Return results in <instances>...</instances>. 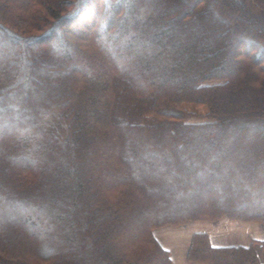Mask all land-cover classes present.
I'll list each match as a JSON object with an SVG mask.
<instances>
[{"label":"trees","instance_id":"trees-1","mask_svg":"<svg viewBox=\"0 0 264 264\" xmlns=\"http://www.w3.org/2000/svg\"><path fill=\"white\" fill-rule=\"evenodd\" d=\"M220 220L264 227V0H0V264H172L157 229Z\"/></svg>","mask_w":264,"mask_h":264},{"label":"rangeland","instance_id":"rangeland-1","mask_svg":"<svg viewBox=\"0 0 264 264\" xmlns=\"http://www.w3.org/2000/svg\"><path fill=\"white\" fill-rule=\"evenodd\" d=\"M43 66L48 67L46 63H43ZM187 108L193 112L195 111L198 114L202 113V110H200L193 104H188ZM106 121L107 119H103L99 123V124H102L99 127H103L107 131H109V127L104 126L106 125L105 123ZM100 149H101V152L103 149L106 150V145L101 146ZM113 158H114V155L113 157L109 156L108 158H105L103 160L104 161L103 166H106L107 164L113 162ZM102 162H100V164ZM199 224L201 225V223ZM203 224L205 225V228H199V229L201 230L204 229V231H206L209 234L210 242L213 246H220V247L221 246H224V247L225 246H236V245L246 246L254 239L256 240V239L264 238V227L260 225H256L254 223L252 225H241V224H244V222H238V221L229 222V221H224V220H222L221 222L220 220L214 223L203 222ZM195 229H196V225L194 222V223H189L185 226H181L177 228L165 227V228L157 229L155 231V235L157 239L170 251V254H172V257L174 259V263L182 264L183 263V260H182L183 250L181 249L187 247L188 239L190 238L192 231ZM243 232L247 235V237L244 236ZM115 235L113 236V241L117 245H119L118 235L117 236ZM184 258H185V255H184Z\"/></svg>","mask_w":264,"mask_h":264},{"label":"crops","instance_id":"crops-1","mask_svg":"<svg viewBox=\"0 0 264 264\" xmlns=\"http://www.w3.org/2000/svg\"><path fill=\"white\" fill-rule=\"evenodd\" d=\"M222 222V221H221ZM199 223H201V225L199 224ZM205 224V223H204ZM203 224V222H196L195 223V225H196V229L195 230H193L192 231V233H194V232H204V229L203 230H201V229H199V228H205V225ZM200 225V226H199ZM203 225H204V227H203ZM241 225H251V224H241ZM240 225V226H241ZM239 226V227H240ZM244 233V232H243ZM222 235V234H221ZM224 236V235H223ZM244 236L245 237H247V235L244 233ZM249 240V239H248ZM260 240H264V238H261V239H254V240H252L248 245H250V244H253V246H254V248L257 250V252H258V255L260 256V258H261V260L264 262V248H261L260 247V245H259V243H258V241H260ZM189 241H190V238L188 239V243H187V247L186 248H182L181 250H183V263L182 264H193L192 262H189V261H187L186 260V251H187V248H188V245H189ZM250 241V240H249ZM248 245H246V246H248ZM239 246H245V245H239ZM184 255H185V258H184ZM171 257H172V254H171ZM172 264H175L174 263V259H173V257H172Z\"/></svg>","mask_w":264,"mask_h":264},{"label":"bare ground","instance_id":"bare-ground-1","mask_svg":"<svg viewBox=\"0 0 264 264\" xmlns=\"http://www.w3.org/2000/svg\"><path fill=\"white\" fill-rule=\"evenodd\" d=\"M119 230V229H118ZM21 240H22V238H21ZM18 241V240H17ZM24 242H25V240H24ZM20 243H21V241H20ZM28 243V242H27ZM24 244H26V243H24ZM33 244V243H32ZM20 245V244H19ZM29 245V244H28ZM33 249V248H32ZM27 250V249H26ZM37 251V250H36ZM34 252V251H33Z\"/></svg>","mask_w":264,"mask_h":264}]
</instances>
